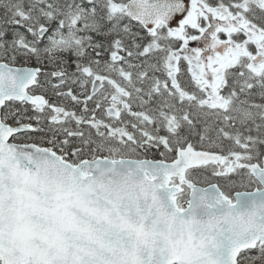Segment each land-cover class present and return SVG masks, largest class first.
Returning a JSON list of instances; mask_svg holds the SVG:
<instances>
[{
  "label": "snow or ice",
  "instance_id": "6c2138e0",
  "mask_svg": "<svg viewBox=\"0 0 264 264\" xmlns=\"http://www.w3.org/2000/svg\"><path fill=\"white\" fill-rule=\"evenodd\" d=\"M0 264H264V0H0Z\"/></svg>",
  "mask_w": 264,
  "mask_h": 264
}]
</instances>
